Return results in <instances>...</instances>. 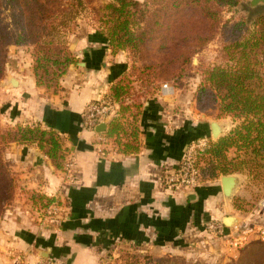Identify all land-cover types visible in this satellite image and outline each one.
Returning a JSON list of instances; mask_svg holds the SVG:
<instances>
[{
    "label": "crops",
    "instance_id": "1",
    "mask_svg": "<svg viewBox=\"0 0 264 264\" xmlns=\"http://www.w3.org/2000/svg\"><path fill=\"white\" fill-rule=\"evenodd\" d=\"M69 51L74 62L56 93L38 87L32 70L6 79L9 125L54 132L66 164L57 170L35 144H9L4 160L19 190L53 198L56 205L47 217L15 209L22 203L5 207L0 217V264H20L19 259L25 264L41 259L109 264L125 249L175 253L196 242L209 222L223 225L225 217L242 221L234 198L240 195L239 182L226 199L221 176L189 192L172 191L161 181L164 172L176 169L191 141H213L209 120L192 114L189 107L176 106L170 98L175 92L169 97L156 93L142 104L139 151L120 153L103 133L84 127L83 113L107 92L111 79L126 72V54L112 53L94 30L75 39ZM262 210L259 217L250 216L264 224ZM245 225L224 227V235Z\"/></svg>",
    "mask_w": 264,
    "mask_h": 264
},
{
    "label": "trees",
    "instance_id": "2",
    "mask_svg": "<svg viewBox=\"0 0 264 264\" xmlns=\"http://www.w3.org/2000/svg\"><path fill=\"white\" fill-rule=\"evenodd\" d=\"M92 1L0 0V79L8 46L23 45L32 48V73L36 85L47 90L51 85L57 86L60 77L74 62L67 48L74 23L78 19H94V31L112 53L124 52L128 60L126 72L109 81L108 90L101 98L117 105L116 117L108 122L102 136L120 153L136 154L140 148L138 122L142 102L139 100L144 94L139 91L131 93L132 84L127 79L129 65L132 64L131 69L138 72L139 76L133 81L139 82L140 89L144 88L142 83L149 80L148 72L159 78L165 74L164 63L159 66L133 65L143 60L148 42L168 39L160 32L168 18L192 11L202 18L206 28L202 36L194 35L193 30H188L185 35V40L196 43L194 48H188L177 58L181 65H185V71L191 58L219 29L223 11L236 9L245 0H109L99 9L92 7ZM4 12L8 13L10 28L3 23ZM252 14L256 15L253 20L241 18L228 32L221 33L220 60L201 73L198 100L202 96H211L216 104L217 117H230L237 122L216 141L209 139L208 147L198 156L196 166L201 182L244 172L256 182H264V11H252ZM174 62L175 59L166 64ZM12 143L35 144L57 170L66 164L64 151L54 132L39 126L15 125L0 129V180L13 185L6 194L11 195L12 187H16L13 184L15 175L3 164L1 155L2 148ZM30 194L33 205L40 210L56 205L53 198ZM237 264H264V242L250 243Z\"/></svg>",
    "mask_w": 264,
    "mask_h": 264
},
{
    "label": "rangeland",
    "instance_id": "3",
    "mask_svg": "<svg viewBox=\"0 0 264 264\" xmlns=\"http://www.w3.org/2000/svg\"><path fill=\"white\" fill-rule=\"evenodd\" d=\"M136 1L143 2L144 0ZM248 1L249 0H245L243 5L236 9H226L223 11L220 17L219 29L206 46L191 58L190 66L189 68L187 67L185 71H183L185 65H181L177 58L188 48H194L196 45L193 40H185V35L188 34V30H193L194 35L197 36L204 35L203 30L206 28V24L198 14L192 11H186L181 15L168 18L165 27L160 31L161 35L166 36L168 39L164 40V38H160L148 42L143 60L133 65L135 67H140L142 65L159 66V64L164 63L166 73L160 75L159 78L158 76L153 77L152 74L155 73L148 72L149 80L144 81L142 83L144 88L140 89L139 82L133 81L135 77L139 76L138 72L137 70H132V64H130V69L128 71V75H130L127 79L132 84L130 85V89L132 90L131 93H133V91H139L144 94L145 96L143 95L141 97L142 99L139 100V102L143 104L145 100L153 97L156 93H160L163 85H167L175 92V95H172L170 98L172 101L175 100V102L178 103L176 106L182 105L189 107L192 114L200 115L210 122H215L222 126L224 130H231L237 122L230 117L218 118L216 104L211 96H202L201 100H198L199 96H201L199 93L202 81L201 73L205 69L214 66L220 60L221 48L223 45V35L221 33L228 32L234 22L241 18L253 20L256 15L252 14V11H264L263 8L248 10L250 9ZM108 2L109 0H93L92 7L99 9ZM2 20L3 23L10 28V19L7 12L2 14ZM94 22L96 23L94 19H78L74 23L67 39L68 50L75 39L83 37L88 31L95 30L96 25ZM31 53L32 48L23 45L8 46L5 51L3 74L0 79L1 130L13 128L15 126L9 125V121L5 117L6 105L9 102L7 99L9 96L7 91L10 88V84L6 82V79L9 78V76L14 78L21 73H27V71L32 70ZM174 59V63L166 64V62ZM61 77L58 80L57 86L51 85L50 88L46 90L52 93L54 90L57 91L59 89ZM142 90L144 91L142 92ZM7 148H9V145L2 148L1 159L3 164L7 166V168H10L4 160V154ZM228 176H235L241 186L239 191L240 195L234 198L240 218L242 217V221L238 224L242 222L246 223L244 227L233 230L232 234L229 233L225 235H217L205 229V232H203L196 242H193L188 249L174 251L175 253L165 250H160L155 253H136L125 249L121 251L118 257L113 259L115 260L114 262L112 260L109 264H237L241 259L243 251L250 243L254 241L264 242V236L261 235L264 224H261L262 221H260V219H252L250 216L259 217L260 213L263 211L258 203L264 200V182H256L246 172ZM13 184H15L16 187H12V194L9 195L5 192L13 185L11 182H6V184H4L0 180V217L3 216L5 207L10 206L12 208L20 205V203H22L21 206L15 209L20 208L21 211H30V213L32 211L33 214L36 212L37 214L35 213L34 215L37 217L52 215V213H47L50 207L46 210H40L37 205H33L34 201L30 198L32 195L30 192L19 190L16 178H14ZM234 192H236V189Z\"/></svg>",
    "mask_w": 264,
    "mask_h": 264
},
{
    "label": "built area",
    "instance_id": "4",
    "mask_svg": "<svg viewBox=\"0 0 264 264\" xmlns=\"http://www.w3.org/2000/svg\"><path fill=\"white\" fill-rule=\"evenodd\" d=\"M163 96L173 94V89L167 85H163L160 92ZM117 105L111 101L98 100L87 105L83 113L84 127L94 130L100 123H105L116 117ZM209 139H199L191 141L182 154L181 160L176 169L164 172L162 175V184L167 189L179 192H189L201 183L199 172L196 166L198 156L208 147ZM260 208H264V200L259 203ZM55 207L51 205V208ZM205 229L216 233L217 235L224 234V226L218 222H209L205 225ZM20 264H25L19 259ZM37 264H55L50 259H41Z\"/></svg>",
    "mask_w": 264,
    "mask_h": 264
},
{
    "label": "water",
    "instance_id": "5",
    "mask_svg": "<svg viewBox=\"0 0 264 264\" xmlns=\"http://www.w3.org/2000/svg\"><path fill=\"white\" fill-rule=\"evenodd\" d=\"M248 2H249L250 8L252 9H255L258 7H264V0H249ZM10 81L14 82L12 79ZM209 127H210L211 139L213 141H216L217 139H219L224 132V128L215 122H210ZM105 128H106V124L100 123L99 125L95 127L94 130L96 133H104ZM220 183L222 186L223 195L226 199H228L233 195L235 189L237 188L238 180L235 176H221ZM222 222H223L224 227L229 228V227L235 226L240 221H239V218L237 217H225Z\"/></svg>",
    "mask_w": 264,
    "mask_h": 264
}]
</instances>
